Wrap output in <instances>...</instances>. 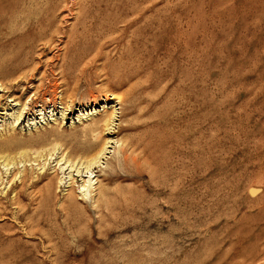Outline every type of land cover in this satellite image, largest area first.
I'll return each mask as SVG.
<instances>
[{
  "label": "rangeland",
  "instance_id": "obj_1",
  "mask_svg": "<svg viewBox=\"0 0 264 264\" xmlns=\"http://www.w3.org/2000/svg\"><path fill=\"white\" fill-rule=\"evenodd\" d=\"M0 64L37 65L0 89V264H264V0H0Z\"/></svg>",
  "mask_w": 264,
  "mask_h": 264
},
{
  "label": "bare ground",
  "instance_id": "obj_2",
  "mask_svg": "<svg viewBox=\"0 0 264 264\" xmlns=\"http://www.w3.org/2000/svg\"><path fill=\"white\" fill-rule=\"evenodd\" d=\"M180 19L179 18H171V19H168V22H167V26H165L164 29H171V30H175L176 26L178 23H180L179 21ZM8 64H0V89H6V91H10L11 88H13L15 85L14 84H17L18 81H22L23 78L27 75V73L32 70L34 71L36 69V66L35 67H32L30 71L26 70V71H22L21 68L23 67V64H14L13 68L9 71H6L3 69V67L7 66ZM118 67H121V68H127V65L126 64H119ZM131 67H133L136 71V73H138L140 70L143 69V64H131ZM130 67V68H131ZM116 69V68H115ZM19 71L18 75H16L14 77L13 80L11 81H8L6 80L5 78L10 76L12 73H15L16 71ZM25 70V69H24ZM37 70V69H36ZM108 73H110L111 76H113L115 78V83L116 85H124L126 84L129 80H131L132 78V75L129 74V73H119L116 69V71L114 70H107ZM28 76V75H27ZM32 76H30L29 78H31ZM9 79V78H8ZM27 79V78H26ZM25 80V79H24ZM30 80H28V85L30 86L29 84ZM58 82V81H57ZM20 83V82H19ZM18 83V84H19ZM26 83V82H25ZM137 84L136 83H130L128 85L127 88L119 91V92H115V93H112L111 97H115L118 101H122L124 99H129L130 97V94L133 93L134 91V87L136 86ZM28 87V86H27ZM55 88V87H54ZM56 90V89H55ZM48 93V92H47ZM46 92H42L41 93V99L39 100V103L35 100L34 103H38L37 106H39V113L42 111L44 112V108L46 106V104H51L52 106H54L55 102H56V98H57V95L56 94H47ZM51 93V92H50ZM13 96V95H12ZM11 96V97H12ZM108 96V95H107ZM10 97V98H11ZM40 97V96H39ZM106 98V97H105ZM15 97H12V100H14ZM105 101V100H104ZM117 103V102H116ZM2 105V104H1ZM0 105V106H1ZM134 107V106H132ZM42 110V111H41ZM105 121V119H103V122ZM97 122V121H96ZM127 151V150H126ZM126 151L125 153L123 154V159L126 160L130 155L126 154ZM129 159H132L133 161L135 160V156H131ZM83 188V187H82ZM85 189V187H84Z\"/></svg>",
  "mask_w": 264,
  "mask_h": 264
}]
</instances>
